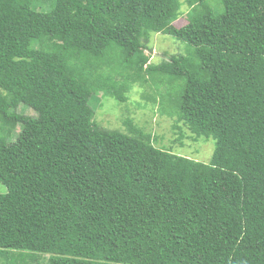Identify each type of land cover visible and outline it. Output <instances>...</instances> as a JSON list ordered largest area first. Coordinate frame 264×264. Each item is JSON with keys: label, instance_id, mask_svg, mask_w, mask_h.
Segmentation results:
<instances>
[{"label": "trees", "instance_id": "16d2710c", "mask_svg": "<svg viewBox=\"0 0 264 264\" xmlns=\"http://www.w3.org/2000/svg\"><path fill=\"white\" fill-rule=\"evenodd\" d=\"M185 2L0 0L7 264H264V0ZM156 33L185 53L147 63ZM143 73L182 79L161 115L212 137L208 161L95 121Z\"/></svg>", "mask_w": 264, "mask_h": 264}, {"label": "rangeland", "instance_id": "374dc122", "mask_svg": "<svg viewBox=\"0 0 264 264\" xmlns=\"http://www.w3.org/2000/svg\"><path fill=\"white\" fill-rule=\"evenodd\" d=\"M49 2H44V7H47ZM48 9V8H45ZM180 11L186 13L187 5L185 0H181ZM182 18L175 21L179 23ZM174 22V24H176ZM177 25V24H176ZM148 47L145 52L150 55L147 63L159 64L163 60H168L170 55L184 54L185 48L183 43L175 40L167 34H153L148 42ZM144 74V73H143ZM146 80H137L131 85V89L124 102L117 101L111 95L103 93H95L91 99V105H94V119L101 126L106 128L120 129L127 131L128 127L125 124V119L130 118L135 125L149 132L152 136L153 143L156 146L170 149L173 152L186 154L201 161H208L214 149V140L212 137H201L198 140L191 139L190 131L183 126L184 136L179 139L177 129L173 127L174 118L161 115V109L165 113L174 104L176 95L178 99V87L182 79L178 77H168L165 75L153 74V81L149 74H144ZM161 93H169L171 97H166L164 101L159 100ZM155 100H152V98ZM155 101V102H154ZM17 112L36 116V112L23 104H19L16 108ZM13 131L10 139L15 138L16 130ZM6 186L0 182V194L6 192ZM2 263L5 262L0 257ZM7 264V262H5Z\"/></svg>", "mask_w": 264, "mask_h": 264}]
</instances>
